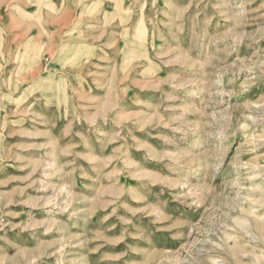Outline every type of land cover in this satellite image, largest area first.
<instances>
[{
	"label": "rangeland",
	"instance_id": "374dc122",
	"mask_svg": "<svg viewBox=\"0 0 264 264\" xmlns=\"http://www.w3.org/2000/svg\"><path fill=\"white\" fill-rule=\"evenodd\" d=\"M0 264H264V0H0Z\"/></svg>",
	"mask_w": 264,
	"mask_h": 264
}]
</instances>
